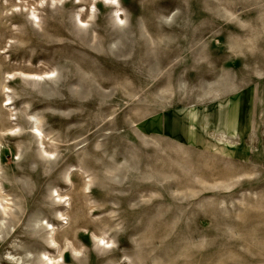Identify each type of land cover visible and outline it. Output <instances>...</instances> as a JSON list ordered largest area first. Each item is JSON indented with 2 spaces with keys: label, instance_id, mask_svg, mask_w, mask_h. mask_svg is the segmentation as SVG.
Instances as JSON below:
<instances>
[{
  "label": "rangeland",
  "instance_id": "rangeland-1",
  "mask_svg": "<svg viewBox=\"0 0 264 264\" xmlns=\"http://www.w3.org/2000/svg\"><path fill=\"white\" fill-rule=\"evenodd\" d=\"M40 252L264 264V0H0V264Z\"/></svg>",
  "mask_w": 264,
  "mask_h": 264
},
{
  "label": "bare ground",
  "instance_id": "bare-ground-1",
  "mask_svg": "<svg viewBox=\"0 0 264 264\" xmlns=\"http://www.w3.org/2000/svg\"><path fill=\"white\" fill-rule=\"evenodd\" d=\"M55 73V72H54ZM51 76V75H50ZM53 77V76H52ZM186 112H189V110H186ZM5 222V221H4ZM36 222V224L37 225H43V219H40V218H37V220L35 221ZM1 224L3 225L4 223H3V221L1 220ZM5 225V224H4ZM3 228H1V230H2ZM42 229V228H41ZM50 233L52 234V231H50ZM38 256V255H37ZM39 257H40V259L41 258H43L44 257V259L46 260L44 263L45 264H49V263H52L51 262V258L49 257L48 259H47V256H46V254L44 253V252H40L39 253Z\"/></svg>",
  "mask_w": 264,
  "mask_h": 264
}]
</instances>
